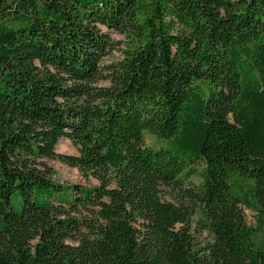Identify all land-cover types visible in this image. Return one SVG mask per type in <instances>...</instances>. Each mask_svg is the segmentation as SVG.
<instances>
[{
	"label": "trees",
	"instance_id": "obj_1",
	"mask_svg": "<svg viewBox=\"0 0 264 264\" xmlns=\"http://www.w3.org/2000/svg\"><path fill=\"white\" fill-rule=\"evenodd\" d=\"M0 264H264V0H0Z\"/></svg>",
	"mask_w": 264,
	"mask_h": 264
},
{
	"label": "rangeland",
	"instance_id": "obj_2",
	"mask_svg": "<svg viewBox=\"0 0 264 264\" xmlns=\"http://www.w3.org/2000/svg\"><path fill=\"white\" fill-rule=\"evenodd\" d=\"M101 29L107 32L112 40V47L108 50L107 54L102 59V63H109L111 61H115L122 56V49H124L125 37L123 34L117 32L114 29L107 28L105 26H101ZM98 85H108V80H100L97 82ZM144 143L146 145H161L162 143L156 139L153 135L148 132L144 133ZM56 152L62 154H76V148L73 146L72 142L68 138H61L55 147ZM46 163L51 167L52 174L51 177L55 181L65 184H82L85 186H91L97 184V180L94 178H90L88 180L84 179L79 171L71 167L64 162L60 161L58 158L55 159H46ZM198 183V179L196 177H190L187 181L184 182L182 188L172 189L168 187H164L162 190V198L167 201H171L174 203L178 202H189L188 198L184 196L182 192L183 189L192 188L194 185ZM14 204L16 205L17 200L13 197ZM245 218L247 224L251 226H256L257 218L256 213L251 210L244 208ZM191 232L196 241L199 244H202L206 240L210 239V235L208 232L203 229L201 223L198 221V215L195 213L191 216Z\"/></svg>",
	"mask_w": 264,
	"mask_h": 264
}]
</instances>
